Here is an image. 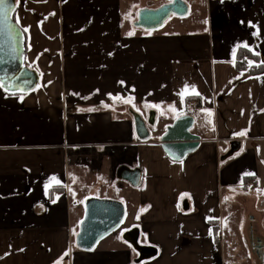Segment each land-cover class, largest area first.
<instances>
[{"label":"crops","instance_id":"obj_1","mask_svg":"<svg viewBox=\"0 0 264 264\" xmlns=\"http://www.w3.org/2000/svg\"><path fill=\"white\" fill-rule=\"evenodd\" d=\"M132 1L17 3L14 19L28 28L25 64L40 81L22 101L0 88V264H54L69 249L62 264H256L264 64L250 75L235 61L240 49L264 61V0H189L185 16L156 30L134 25L140 5ZM186 84L200 95L182 100ZM151 112L144 139L133 113L148 122ZM185 114L200 145L181 163L159 136ZM234 141L238 150L222 159ZM122 166L140 170L139 186L118 177ZM53 176L61 183L46 193ZM93 198L122 202L129 222L83 250L76 237ZM133 228L155 256L137 261L123 237Z\"/></svg>","mask_w":264,"mask_h":264},{"label":"water","instance_id":"obj_2","mask_svg":"<svg viewBox=\"0 0 264 264\" xmlns=\"http://www.w3.org/2000/svg\"><path fill=\"white\" fill-rule=\"evenodd\" d=\"M13 5V10L7 13L8 20L0 25V77L14 86L10 91L23 94L33 91L38 86L40 76L25 64L26 37L13 17L17 7L16 0H13ZM187 13L188 6L184 0H172L156 9H141L134 25L146 30H156L171 14L183 17ZM3 15L4 13L0 12V17ZM15 86H19L23 92L17 90ZM133 116L138 135L144 139L150 138L149 126L155 125V112H151L148 122L138 113H133ZM192 125L191 115H181L159 136L160 146L170 160L181 161L199 147L200 138L190 131ZM238 148L239 143L232 142L230 151L224 154L222 159L232 156ZM118 177L128 180L133 186L141 184L139 169L132 170L122 166ZM125 217L126 207L122 202L99 198L89 199L86 203L85 217L76 237L77 246L83 250L93 249L103 238L116 231ZM139 233L138 228H133L126 231L123 237L138 251L140 256L137 261L141 262L155 256L157 250L152 246L141 245Z\"/></svg>","mask_w":264,"mask_h":264},{"label":"snow or ice","instance_id":"obj_3","mask_svg":"<svg viewBox=\"0 0 264 264\" xmlns=\"http://www.w3.org/2000/svg\"><path fill=\"white\" fill-rule=\"evenodd\" d=\"M19 0H16V3H18ZM5 7H6V11H5ZM13 0H0V12H3L4 15L2 17H0V25H2L3 23H5L8 20V12H11L13 10ZM51 15H54V13H52ZM130 15V14H129ZM205 23H207V21H205ZM16 24H19V17H17L16 19ZM252 27H256L255 25H252ZM28 28L25 27L22 29V32H27ZM149 35L151 33H148ZM259 34V29H257V31L255 33H253V35H258ZM127 35L131 36L134 35V32H129L127 33ZM237 47H245L248 48L249 46L245 43L243 45H237ZM250 51H252V49H249ZM255 55H259L258 52H254ZM233 56H235V49L233 50ZM262 64H264V61H261ZM249 67L253 66L254 62L253 61H248ZM259 66V65H256ZM123 83V82H121ZM14 87L13 85L8 84L4 78L0 77V88H3L5 90V92H10V94L15 95L16 92L15 91H10V89ZM17 88V90L23 92V89H19V86H15ZM188 94V95H200V93L198 91H196L195 86H191V88H189V86L186 84L185 87L181 90L180 93H178V95L181 96V99L183 100V97ZM111 96V94H109ZM24 98L23 94L19 96V99L22 101ZM114 99H122L120 97H116ZM126 103H130L131 99L126 100ZM105 107H107V105H105ZM152 107H159V105H152ZM171 110H175L174 106H169ZM93 109H89V111H92ZM204 111H208V110H204ZM209 115H211V113L209 112ZM239 135H246V130L242 131L239 133ZM182 163V161H181ZM245 175H255V173H245ZM61 182L59 181V179L55 176L50 177L49 180L45 183V192L47 193L48 189L53 187L54 185H59ZM186 195V194H185ZM58 199V197H57ZM225 199H228L227 197ZM53 203H55V200H53ZM146 211V209H143ZM70 249L66 250L56 261H54V264H62L63 259L65 256L69 255Z\"/></svg>","mask_w":264,"mask_h":264},{"label":"trees","instance_id":"obj_4","mask_svg":"<svg viewBox=\"0 0 264 264\" xmlns=\"http://www.w3.org/2000/svg\"><path fill=\"white\" fill-rule=\"evenodd\" d=\"M249 59H251L254 62L253 66L251 67H249V64H248ZM256 65H259V66H256ZM235 66L239 70L247 71L250 75H258L262 73L263 71V67H262V63L260 59L254 54L244 49H240L238 51L237 58L235 61ZM189 99L190 98H187L186 102L189 101Z\"/></svg>","mask_w":264,"mask_h":264},{"label":"rangeland","instance_id":"obj_5","mask_svg":"<svg viewBox=\"0 0 264 264\" xmlns=\"http://www.w3.org/2000/svg\"><path fill=\"white\" fill-rule=\"evenodd\" d=\"M163 1H166V0H158L157 2H154L153 0H136V1H132V4L133 5H137L139 4L140 6H138V8L140 9L141 7L143 6H152V5H155V4H160L161 2ZM185 2H189V0H185ZM142 5V6H141ZM175 18H177V16H171L168 20H166L167 22L169 21H172V20H175ZM137 20V18H136ZM165 21V22H166ZM150 129V128H149ZM129 221H127L126 219L124 220V222L121 224V226L117 229V231H121L123 229H125L127 226H128V223ZM253 259V258H252ZM252 262V261H251Z\"/></svg>","mask_w":264,"mask_h":264},{"label":"flooded vegetation","instance_id":"obj_6","mask_svg":"<svg viewBox=\"0 0 264 264\" xmlns=\"http://www.w3.org/2000/svg\"><path fill=\"white\" fill-rule=\"evenodd\" d=\"M144 1H146V0H144ZM154 2H157L158 0H153ZM172 0H166V1H163V2H161L160 4H155V5H152V6H143V7H141L140 9H139V11L141 10V9H144V8H152V9H156V8H159V7H161V6H163V5H165V4H168L169 2H171ZM185 1V0H184ZM139 11H138V13H139ZM171 16H175V15H173V14H171L166 20H168ZM165 20V21H166ZM150 127H151V125H150ZM262 250L261 251H259V250H257V249H255V252H256V254H257V261H256V264H264V242L262 243Z\"/></svg>","mask_w":264,"mask_h":264},{"label":"built area","instance_id":"obj_7","mask_svg":"<svg viewBox=\"0 0 264 264\" xmlns=\"http://www.w3.org/2000/svg\"><path fill=\"white\" fill-rule=\"evenodd\" d=\"M249 61H252L251 59H249ZM189 102H190V105L191 106H197L198 105V101H197V99H195V98H192L191 100H189ZM244 185V187L246 188V189H249L250 187H252V185H253V183L252 182H250V181H247L245 184H243Z\"/></svg>","mask_w":264,"mask_h":264}]
</instances>
